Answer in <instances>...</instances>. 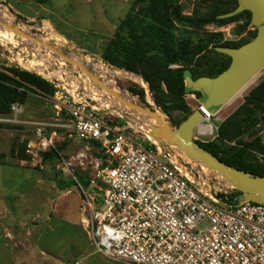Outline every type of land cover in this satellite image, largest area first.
<instances>
[{"label": "rangeland", "instance_id": "1", "mask_svg": "<svg viewBox=\"0 0 264 264\" xmlns=\"http://www.w3.org/2000/svg\"><path fill=\"white\" fill-rule=\"evenodd\" d=\"M170 1L184 18L183 23L177 22L175 25L176 35L190 40L192 48L202 38L216 33H222L218 44H239L250 39L256 29L250 25L240 32L239 26L245 21L243 19L221 27L215 23L202 22L218 12L234 8L232 0ZM136 2L137 0H0V13L6 11L15 27L82 61L116 92L129 96L131 102L165 113L155 101L143 73L118 69L106 64L102 58L120 23L129 13L138 11L143 5L138 3L135 6ZM123 35L129 38L127 31ZM214 59L227 60L226 56L214 54L212 47H209L195 57L194 67L205 66ZM42 62L52 71L64 68L75 83L85 84L91 93L121 109L123 117L113 118L114 121L121 122V129L136 130L135 134L141 138L149 126L155 125L153 119L125 107L106 94L76 66L66 63L42 46L0 27V71L15 69L44 78L38 73V66ZM185 77L187 82L191 78L189 73ZM263 79L264 71L255 84L230 101L218 115L200 123L211 125L214 129L213 136L199 135L196 129L194 140L197 143L215 140L219 126L232 117ZM187 86L188 91L193 90L190 81ZM33 90L27 91L23 112L15 117L16 123L0 124V264H125L110 261L95 252L86 225L89 213L85 209L84 196L77 187L62 190L57 185L58 180L67 182L71 174H74L83 187L89 190L87 180L94 172L91 161L98 154L96 149L84 141L69 137V133L62 127L67 122L66 116L58 115L56 94L45 96L39 90ZM140 95H143V99ZM160 97L170 108L168 121L172 124L173 119L180 118L182 114L180 109L173 107V103L178 101L168 96ZM183 101L192 111L197 108V102L193 99L185 96ZM257 118L258 124L250 128L246 127V123L243 124L242 133L225 144L245 150L246 155L252 154L259 160L261 152L251 145L259 138L264 143V113L257 112ZM129 121L134 128L129 127ZM247 124L251 126L250 122ZM39 125H44L48 134L52 131L57 133L56 149H53L56 154L53 156L46 157L53 150L41 151L37 147L32 132ZM226 152L223 150L220 155L224 156ZM80 153L87 154L83 162L77 158ZM187 164L195 171L203 170L207 173L218 188H226L224 181L216 173H209L207 168L200 167L192 160H187ZM206 226L207 223H202L200 228Z\"/></svg>", "mask_w": 264, "mask_h": 264}, {"label": "built area", "instance_id": "2", "mask_svg": "<svg viewBox=\"0 0 264 264\" xmlns=\"http://www.w3.org/2000/svg\"><path fill=\"white\" fill-rule=\"evenodd\" d=\"M63 73L65 82L42 76L57 89L56 108L66 116L62 127L69 137L98 153L91 161L89 190L74 174L70 178L84 196L88 234L97 254L125 264H264V205L223 204L211 195V178L203 170L195 181L178 166L175 151L145 133L139 138L136 130L121 129L113 118L122 117L107 100L75 83L67 70ZM186 97L199 103L196 94ZM22 106L14 103L10 114L0 116V124L16 123ZM32 134L39 150L56 149V131L48 134L39 125ZM86 157L77 156L81 162ZM259 162L264 170V153ZM225 186L216 187L236 192ZM202 223H207L203 229Z\"/></svg>", "mask_w": 264, "mask_h": 264}, {"label": "trees", "instance_id": "3", "mask_svg": "<svg viewBox=\"0 0 264 264\" xmlns=\"http://www.w3.org/2000/svg\"><path fill=\"white\" fill-rule=\"evenodd\" d=\"M234 8L218 12L210 18L203 19V23H215L217 26H225L230 23L245 20L244 24L239 26L240 32L253 25V16L245 11L230 18H220L238 7L237 0H232ZM143 4L138 11H132L120 23L114 39L109 43L108 48L102 54L104 62L110 66L125 70L131 73H143L148 82L155 101L163 108V111L170 117L169 107L164 104L162 96H168L178 102L173 103L174 108L181 110V117L173 119V126L179 127L192 113L183 98L187 94H196L198 99L201 94L196 91H188L186 73L190 74L192 80L201 77L215 78L225 71L231 63V58L218 53L217 47L239 48L257 35V28L250 39L242 43L229 45L218 44L222 39V33L212 34L202 38L201 42L192 48L191 41L176 35V23L184 22L179 10L170 0H137L135 6ZM128 32V37L123 32ZM212 47V52L216 55L226 56V61L213 60L205 66L194 67V59L203 51ZM177 66L173 68L172 66ZM7 72L0 71V115L10 114V108L14 103L22 105L26 102L27 91L37 89L45 96H53L57 89L55 86L35 74L15 69H6ZM164 88V89H163ZM138 95V94H136ZM143 99V95H140ZM257 112L264 113V79L254 88L245 102L240 106L231 118L223 122L218 129V137L210 142L198 144L209 151L220 161L239 170L250 172L255 176L264 177V170L259 160L254 155H246L245 150L240 148L228 147L225 142H232L236 136L242 132V125L250 128L258 124ZM244 115V118L241 116ZM250 122L251 126H248ZM231 127V130H230ZM233 131V132H232ZM262 139L257 140L251 145L264 153V143ZM263 143V144H262ZM256 145V146H255ZM227 151L224 156L221 151ZM56 152L53 150L46 157L53 156ZM245 155V156H244ZM237 192H234L236 194Z\"/></svg>", "mask_w": 264, "mask_h": 264}, {"label": "water", "instance_id": "4", "mask_svg": "<svg viewBox=\"0 0 264 264\" xmlns=\"http://www.w3.org/2000/svg\"><path fill=\"white\" fill-rule=\"evenodd\" d=\"M236 10L220 16L230 18L248 11L253 16V25L257 28L256 37L247 44L239 47H217L218 53L231 58L230 66L215 78L201 77L197 80L190 78L193 90L201 94L197 110H195L179 127H173L168 121V114L158 109L132 103L122 98L111 86L99 78L87 66L68 56L56 47L46 44L21 29L5 24L0 20V27L13 32L16 36L29 39L40 44L61 60L76 66L87 77L94 81L106 94L120 102L125 107L151 118L155 125L149 126L144 132L155 142L167 149L175 151L174 156L178 166L183 167L194 179L199 181L200 172L195 171L187 164V160L197 162L200 167L207 168L208 172L216 173L224 181V185L231 186L237 193L230 194L218 189L213 179L208 183L211 195L227 206H237L243 202H252L264 205V177L255 176L250 172L239 170L220 161L209 151L203 149L195 140L197 126L204 120L207 111L215 117L233 99V97L258 73L264 71V0H237ZM189 81L187 84H189ZM205 173V172H204ZM207 177V173H205ZM57 185L66 190L74 187L73 181L58 180Z\"/></svg>", "mask_w": 264, "mask_h": 264}, {"label": "bare ground", "instance_id": "5", "mask_svg": "<svg viewBox=\"0 0 264 264\" xmlns=\"http://www.w3.org/2000/svg\"><path fill=\"white\" fill-rule=\"evenodd\" d=\"M12 18V17H11ZM0 20L5 23V24H9L11 26H14V21L12 19H10L6 13V11H1L0 13ZM17 27V26H16ZM18 28V27H17ZM20 29V28H19ZM23 31V30H22ZM11 32V31H9ZM13 33V32H11ZM14 34V33H13ZM32 36V35H31ZM19 37V36H18ZM35 37V36H34ZM23 38V37H22ZM26 39V38H25ZM29 40V39H27ZM40 40V39H39ZM31 41V40H29ZM42 41V40H41ZM33 42V41H32ZM43 42V41H42ZM35 43V42H34ZM45 43V42H44ZM37 44V43H36ZM47 44V43H46ZM40 45V44H38ZM41 46V45H40ZM43 47V46H42ZM44 48V47H43ZM46 49V48H45ZM61 51V50H60ZM68 55V54H67ZM69 56V55H68ZM74 59V58H73ZM76 60V59H75ZM79 61L81 64L82 61L80 60H77ZM64 65V64H61V66ZM84 65V64H83ZM86 66V65H85ZM64 71V68H59L58 70H51L50 68H48L47 66H45L44 62H42L41 64H39L38 66V73L47 77V78H52L53 80H57V81H60V82H65V74L63 73ZM263 72V71H262ZM261 77V72L258 73L253 79H251L234 97L233 99L235 100L237 98V96H239L244 90H246L248 87H250L252 84H255L256 81ZM101 78V77H100ZM109 85V84H108ZM118 93V92H117ZM122 98H124L125 100L130 101L129 99V96H126L124 94H120L118 93ZM232 99V100H233ZM231 100V101H232ZM120 103V102H119ZM133 103V102H132ZM109 105V108L110 110L116 114V115H120L121 117H123V113L121 111V109H117L115 108L114 106H112L111 104H108ZM212 115H210L206 110L204 112V118L207 119L208 117H211ZM132 125V124H131ZM133 126V125H132ZM197 133H199V135H202V136H211L212 133H213V127L211 125H204V124H199L197 126ZM154 141V140H153Z\"/></svg>", "mask_w": 264, "mask_h": 264}]
</instances>
